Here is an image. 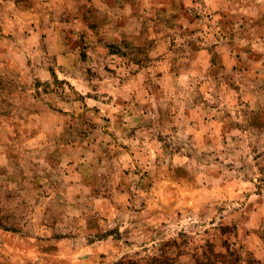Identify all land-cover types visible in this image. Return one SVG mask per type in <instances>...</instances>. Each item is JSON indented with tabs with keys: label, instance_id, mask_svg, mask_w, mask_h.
<instances>
[{
	"label": "rangeland",
	"instance_id": "obj_1",
	"mask_svg": "<svg viewBox=\"0 0 264 264\" xmlns=\"http://www.w3.org/2000/svg\"><path fill=\"white\" fill-rule=\"evenodd\" d=\"M264 264V0H0V264Z\"/></svg>",
	"mask_w": 264,
	"mask_h": 264
},
{
	"label": "trees",
	"instance_id": "obj_2",
	"mask_svg": "<svg viewBox=\"0 0 264 264\" xmlns=\"http://www.w3.org/2000/svg\"><path fill=\"white\" fill-rule=\"evenodd\" d=\"M121 264H124V263H121Z\"/></svg>",
	"mask_w": 264,
	"mask_h": 264
}]
</instances>
